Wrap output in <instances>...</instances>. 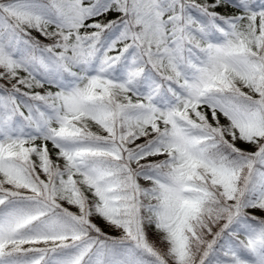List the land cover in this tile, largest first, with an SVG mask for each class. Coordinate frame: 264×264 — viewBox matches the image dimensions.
I'll list each match as a JSON object with an SVG mask.
<instances>
[{
	"label": "snow or ice",
	"instance_id": "snow-or-ice-1",
	"mask_svg": "<svg viewBox=\"0 0 264 264\" xmlns=\"http://www.w3.org/2000/svg\"><path fill=\"white\" fill-rule=\"evenodd\" d=\"M0 264H264V0H0Z\"/></svg>",
	"mask_w": 264,
	"mask_h": 264
}]
</instances>
